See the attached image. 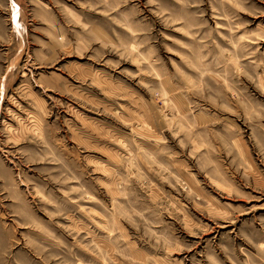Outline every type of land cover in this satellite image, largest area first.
<instances>
[{
	"label": "rangeland",
	"instance_id": "374dc122",
	"mask_svg": "<svg viewBox=\"0 0 264 264\" xmlns=\"http://www.w3.org/2000/svg\"><path fill=\"white\" fill-rule=\"evenodd\" d=\"M0 264H264V0H0Z\"/></svg>",
	"mask_w": 264,
	"mask_h": 264
}]
</instances>
